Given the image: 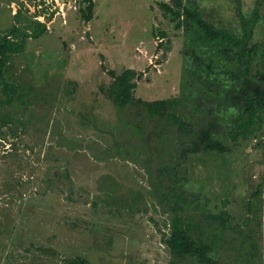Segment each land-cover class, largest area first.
I'll list each match as a JSON object with an SVG mask.
<instances>
[{"label": "rangeland", "instance_id": "1", "mask_svg": "<svg viewBox=\"0 0 264 264\" xmlns=\"http://www.w3.org/2000/svg\"><path fill=\"white\" fill-rule=\"evenodd\" d=\"M196 1L203 20L236 35L239 12L249 18L258 9L252 69L264 81V0ZM95 3L86 23L82 0H0V36L33 20L48 30L11 56L5 71L22 94L32 89V98L0 107V264H198L171 256L166 239L175 217L152 195L146 154L139 158L130 143L126 151L116 146L118 124L134 110L120 113L107 97L113 79L102 65L117 74L144 72L136 98L167 100L170 112L205 121L186 140L164 139L167 152H177L181 142L210 131L201 98L235 90L228 76L207 68L220 47L196 42V25L186 24L192 1L182 10L170 0ZM230 58L214 69H230ZM71 81L75 93L64 96ZM225 145L229 150L188 153L168 191L174 198L200 194L193 203L175 198L177 212L183 230L206 239L204 249L218 253L221 264H264V129L256 139L226 137ZM225 212L226 227L208 226L206 217Z\"/></svg>", "mask_w": 264, "mask_h": 264}, {"label": "trees", "instance_id": "2", "mask_svg": "<svg viewBox=\"0 0 264 264\" xmlns=\"http://www.w3.org/2000/svg\"><path fill=\"white\" fill-rule=\"evenodd\" d=\"M170 1L174 9L182 10L187 0ZM188 1L195 3L196 7L195 10L193 8L187 10L190 16L187 15L188 21L186 22L187 25H196L190 31L197 34L196 42H200L203 46L216 45L220 47V51L216 52L214 57V63L229 61V52H233L230 59L235 61L230 69L227 68L228 65L225 67V64L224 70L221 72L214 69V63L211 65L206 62L207 68L212 71L210 73L228 76L232 81V86L235 87V90L227 97L219 98L220 96L217 95L216 97L201 98L202 111H199L200 114H205L204 117L207 116L209 132L205 131L204 134L202 132L201 138L198 139L193 136L188 144L184 141L181 142V149L177 152H167L164 146L165 138L178 137L181 140H186L188 135H193V131L197 133L196 128H200L205 121H199V118L196 121L195 118L187 119L180 114L170 112L167 100L145 101L136 98L135 90L138 81L143 79L144 72L137 73L133 69H125L117 74L114 70H107L104 65H102V69L113 79L106 90L107 97L117 106L120 113L134 110L132 120L122 118L118 124L122 142L116 146L120 151H126L125 145L130 143L139 158L142 153L146 154V167L152 195L163 212L173 214L175 217L173 221L175 227L170 237L166 239L171 256L182 262L192 259L198 264H221L218 253H211L204 249L201 241L206 239L195 238L191 233L183 230V220L177 212L175 198L182 200L187 197V201L190 198V202L193 203V201L200 200V194L182 191L174 198L168 188L177 183L178 169L186 163L188 153H198L202 150L227 151L229 147L225 145L226 137L230 136L232 140L237 141L240 138L250 140L256 139L262 133L264 129V81L259 79V74H254L252 69L257 51V46L252 44V40L255 26L260 19L258 9L249 18H246L240 11L242 30L241 35H236L226 28L216 27L203 20L198 4H196L197 1ZM82 2L85 7L81 9V16L86 23H89L94 17L96 3L95 0H82ZM14 19L16 22L21 21V10L15 14ZM33 21L35 22H32L28 29L14 25L0 36V84L4 95V98H0V107L13 105L16 101H21L23 96L27 100L32 98L30 93L32 89L22 94L26 90L9 83L5 78V71L10 64L11 56L24 52L28 40L39 39L47 33L46 23ZM197 59L200 63L206 64L202 58L197 57ZM77 85V82H69L62 88V94L70 97L71 92L75 93ZM208 106L209 108L206 110ZM229 114L232 122L227 121ZM129 206H134V204L131 203ZM206 218H209L207 219V222H210L208 226L224 228L228 215L225 212L221 216ZM221 218H223L222 222L219 221ZM218 223L220 225H217ZM178 224L181 226L177 230Z\"/></svg>", "mask_w": 264, "mask_h": 264}]
</instances>
